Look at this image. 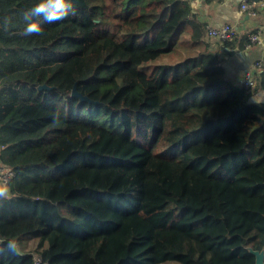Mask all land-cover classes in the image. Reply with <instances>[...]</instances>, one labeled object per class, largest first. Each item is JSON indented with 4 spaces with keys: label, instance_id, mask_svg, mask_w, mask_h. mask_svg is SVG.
Masks as SVG:
<instances>
[{
    "label": "trees",
    "instance_id": "trees-1",
    "mask_svg": "<svg viewBox=\"0 0 264 264\" xmlns=\"http://www.w3.org/2000/svg\"><path fill=\"white\" fill-rule=\"evenodd\" d=\"M39 2L0 0V264H256L264 103L190 0H71L26 36Z\"/></svg>",
    "mask_w": 264,
    "mask_h": 264
},
{
    "label": "crops",
    "instance_id": "crops-1",
    "mask_svg": "<svg viewBox=\"0 0 264 264\" xmlns=\"http://www.w3.org/2000/svg\"><path fill=\"white\" fill-rule=\"evenodd\" d=\"M241 0H190L192 13L210 28H221L231 25L237 30V39L233 46L224 47L210 41L215 45V50L220 48L225 69V79L240 86L242 79L249 73L258 76L261 80L262 69H255L258 61L264 60V8L258 11L256 17L239 15L237 10ZM258 33L262 44L247 49H239V45L248 40V37ZM218 45V47H216ZM250 102L254 104L264 103V87H257L252 92Z\"/></svg>",
    "mask_w": 264,
    "mask_h": 264
},
{
    "label": "built area",
    "instance_id": "built-area-1",
    "mask_svg": "<svg viewBox=\"0 0 264 264\" xmlns=\"http://www.w3.org/2000/svg\"><path fill=\"white\" fill-rule=\"evenodd\" d=\"M264 8V0H241L238 7V14L248 15L251 17H256L258 11ZM237 38V30L231 25H225L221 28H207V39L215 43L222 44L224 42L233 41ZM261 37L258 33H253L248 37L247 49H251L254 46L261 45ZM217 45V46H218ZM263 61H258L255 64V69L260 71L262 69ZM240 87L246 91L253 92L258 87V76L253 74H247L241 81ZM14 177V171L5 167L0 163V182L7 181L8 183ZM35 264H43L40 259L36 260Z\"/></svg>",
    "mask_w": 264,
    "mask_h": 264
},
{
    "label": "clouds",
    "instance_id": "clouds-1",
    "mask_svg": "<svg viewBox=\"0 0 264 264\" xmlns=\"http://www.w3.org/2000/svg\"><path fill=\"white\" fill-rule=\"evenodd\" d=\"M74 14L71 0H40L30 11L25 13L24 20L26 26L24 35H40L43 31L42 24H52L67 18L68 15ZM35 17L42 19L36 20ZM6 25L12 23L11 19L5 21ZM10 194V185L7 181L0 182V199H7ZM10 250L15 249V245L8 244Z\"/></svg>",
    "mask_w": 264,
    "mask_h": 264
},
{
    "label": "water",
    "instance_id": "water-1",
    "mask_svg": "<svg viewBox=\"0 0 264 264\" xmlns=\"http://www.w3.org/2000/svg\"><path fill=\"white\" fill-rule=\"evenodd\" d=\"M43 89H47V87H40V90H43ZM72 97H78L82 101L87 100V98L79 94L76 89L73 90ZM250 252L256 257V264H264V251L257 252V251L250 250Z\"/></svg>",
    "mask_w": 264,
    "mask_h": 264
},
{
    "label": "rangeland",
    "instance_id": "rangeland-1",
    "mask_svg": "<svg viewBox=\"0 0 264 264\" xmlns=\"http://www.w3.org/2000/svg\"><path fill=\"white\" fill-rule=\"evenodd\" d=\"M164 264H179L177 262H167V263H164Z\"/></svg>",
    "mask_w": 264,
    "mask_h": 264
}]
</instances>
